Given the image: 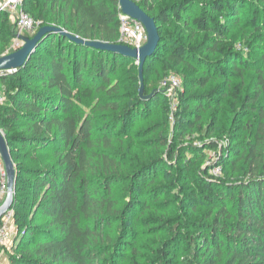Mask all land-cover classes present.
I'll return each instance as SVG.
<instances>
[{
  "label": "trees",
  "instance_id": "1",
  "mask_svg": "<svg viewBox=\"0 0 264 264\" xmlns=\"http://www.w3.org/2000/svg\"><path fill=\"white\" fill-rule=\"evenodd\" d=\"M151 1L154 0H141L137 4L157 21L162 42L157 55L147 62L145 71L149 62L161 54L165 44L173 45L168 57L178 65H186L197 57L195 49L162 35L160 24L175 21L192 32L211 33L215 35V45L227 33L228 23L240 22V0H209L204 3L202 13L196 16L191 14L197 0H170L169 6L156 15L151 14L154 10ZM36 5L34 0H25L24 10L34 20L41 21L42 27L53 25L83 40L119 42L122 14L119 0H44L38 3L39 7ZM252 18L259 66L253 93L244 103L249 105L251 113L257 114L256 128L252 140L237 146L231 156L229 150L225 151L227 159L218 158L215 165L226 172L225 176H233L240 173L238 168L244 163L247 181L220 185L237 191L234 211L225 205L223 195V204H215L221 217L232 221L229 228L233 236L224 241L217 228L210 238L204 236L199 243L208 254L203 264H264V8ZM0 24L6 27L0 36L1 58L9 52L16 29L4 12H0ZM229 54L226 63L231 64L232 70L217 69L228 82L230 77L242 76L243 68L251 69L247 61H237L239 52L231 50ZM122 58L125 57L52 34L25 66L0 79L6 97L0 106V130L8 141L14 164L21 160L15 145L32 154L51 156L41 161L42 156L39 159L34 156L32 160L37 165L16 168L17 188L12 208L17 232L21 234L15 240L20 241L19 249L25 254L11 255V264H114V229L119 222V208L112 186L119 177L117 173L123 170L122 164L112 157L117 125L111 132L106 125L98 128L92 116L83 115L78 102L104 93L105 101L97 102L96 111L126 112L120 99L114 101L120 88L113 83V77ZM212 78L208 75L197 85L205 87ZM243 89L242 85L236 87L233 96L239 98ZM216 91L218 88L205 94V99ZM153 92L151 100L158 92L150 86L145 97ZM187 94L185 91L176 97L180 108L183 107L177 119L181 130L187 123L181 117L187 113L186 108H194L191 117L197 119L200 111L204 114L210 109ZM135 99L140 104L137 103L129 115L125 113V118H133L136 108L144 106L142 99ZM168 144L167 139L162 146L168 147ZM208 148L219 150L217 142L209 143ZM190 162L192 165L195 160ZM97 168L107 173L106 186L102 189L90 176ZM204 175L208 177L207 173ZM31 204L37 206L36 212L42 218L40 227L25 220V209Z\"/></svg>",
  "mask_w": 264,
  "mask_h": 264
},
{
  "label": "rangeland",
  "instance_id": "2",
  "mask_svg": "<svg viewBox=\"0 0 264 264\" xmlns=\"http://www.w3.org/2000/svg\"><path fill=\"white\" fill-rule=\"evenodd\" d=\"M34 1L37 8L38 3L44 0ZM169 1H151L150 4L154 6L151 14L156 15L169 6ZM208 1L197 0L191 15H200L204 3ZM263 8L261 0H240V22L236 25L228 23L227 27H230L227 33L215 45V35L211 33L192 32L187 26L175 21L167 25L160 24L162 35L195 49L197 57L186 65H178L168 57L173 45L165 44L161 54L149 62L144 74L143 97L150 86H154L158 92L152 100L140 96L142 86L139 63L136 60L120 59L117 73L113 77V83L120 88L114 101L120 99L126 112L96 111L97 102L105 101L104 93L91 100L78 102L83 115L92 116L98 128L106 125L111 132L117 125L112 157L122 164L123 170L117 173L119 177L112 186L119 208V222L114 229V264H203L208 254L199 243L204 236L210 238L214 228L222 234L224 241L233 236L229 228L232 221L221 217L215 204H223L221 198L225 196V205L228 204L234 211L237 191L220 185L247 181L244 179L245 165L242 163L238 168L240 173L233 176H225L226 172L215 165L216 159H227L226 154H223L225 151L229 150L228 155L231 156L237 146L253 139L257 114L251 113L249 105L246 106L244 102L253 93L256 68L259 66L252 16ZM8 15L11 19V15ZM5 28L0 24V36ZM231 50L239 52L241 55H236L239 58L237 61H247L251 69L243 68L242 76L230 77L228 82L226 77L219 75L217 69L226 72L232 70L231 64L226 63ZM208 75L213 78L207 86L197 85L198 81ZM171 78H178L181 87L173 90ZM241 85L244 89L239 98H235V89ZM214 88H218V91L205 99V94ZM3 89L0 83V94L5 96ZM185 91L187 96L201 100L210 109L204 114L200 111L197 119L191 117L195 109L186 108L187 113L181 117L190 124L185 123L181 130L177 119L183 107L180 108L176 97ZM222 93L227 95L222 96ZM135 97L142 99L144 106L136 108L137 113L133 118H125V113L129 115L138 106ZM184 105L187 107V104ZM167 139L168 147L162 146ZM211 142H217L220 153L208 148ZM192 150L194 152H188ZM15 152L21 158L15 164L16 168L37 165L32 160L34 156L37 159L42 156L40 161L51 159L48 154H32L19 149L17 145ZM190 160H195V163L191 165ZM90 176L99 188L106 186L105 171L97 168L91 171ZM36 211L37 206L31 204L25 209L24 216L27 222L40 227L42 218ZM18 234L21 233L16 232L8 246L0 248V264H11V255L25 254V251L19 249L20 241L15 240Z\"/></svg>",
  "mask_w": 264,
  "mask_h": 264
},
{
  "label": "water",
  "instance_id": "3",
  "mask_svg": "<svg viewBox=\"0 0 264 264\" xmlns=\"http://www.w3.org/2000/svg\"><path fill=\"white\" fill-rule=\"evenodd\" d=\"M119 6L121 8L122 14L140 22L146 31L148 41L146 45L137 49L130 48L129 46L122 45L120 43L111 44L104 41H90L86 39H80L79 37L64 31L63 29L56 26H44L40 28L36 35L33 37L20 35L24 44L20 50L4 55L0 58V72L15 73L18 69L25 66L36 53L38 47L44 42L46 38L52 34L61 35L79 45L86 46L94 50H102L110 54L121 55L130 60H136L139 63L140 70V83L141 92L140 96L142 99H149L155 92H153L149 97H143L145 86L144 74L145 66L149 59L157 55V51L161 45L162 37L159 34V28L157 26V21L154 17L150 16L146 11L142 9L136 2V0H119ZM0 155H2L5 170L7 171V187L8 194L4 201V204L0 206V220L5 216L9 210L14 205V198L16 194V180L18 176V170H16L12 154H10L8 141L4 137L2 131L0 130Z\"/></svg>",
  "mask_w": 264,
  "mask_h": 264
},
{
  "label": "built area",
  "instance_id": "4",
  "mask_svg": "<svg viewBox=\"0 0 264 264\" xmlns=\"http://www.w3.org/2000/svg\"><path fill=\"white\" fill-rule=\"evenodd\" d=\"M24 6L25 0H0V12H7L11 15L16 29V36L8 54L20 50L23 46L24 42L19 39L20 35L33 36L42 27V22L34 20L25 12ZM119 20L121 22V30L118 43L137 49L146 45L148 41L147 34L144 26L140 22L132 18L130 19L123 14L120 15ZM8 74L9 72H0V79ZM170 82L173 90L181 87V81L178 78H171ZM5 101L6 97L0 94V106ZM7 194V171L5 170L2 155H0V206L4 204ZM14 216V209L11 208L0 220V248L8 246L14 238V234L17 232Z\"/></svg>",
  "mask_w": 264,
  "mask_h": 264
}]
</instances>
